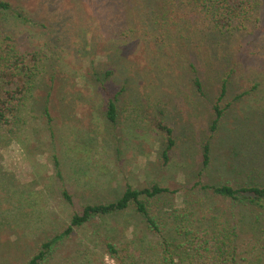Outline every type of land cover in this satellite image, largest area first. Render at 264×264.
Returning a JSON list of instances; mask_svg holds the SVG:
<instances>
[{"label": "rangeland", "instance_id": "obj_1", "mask_svg": "<svg viewBox=\"0 0 264 264\" xmlns=\"http://www.w3.org/2000/svg\"><path fill=\"white\" fill-rule=\"evenodd\" d=\"M10 1L26 9L27 20L8 14L6 30L22 49L41 51L46 83L50 84L51 75L57 78L48 103L52 121L41 110L45 90L39 88L37 103L24 110L29 122L20 125V132L0 128V264H23L42 241L65 227L73 210L117 197L128 183L179 189L154 200L166 221L167 240H183L178 228L186 222L177 218L182 212H189L195 225L211 230L217 226L215 219L222 217L239 226L240 256L248 264H264V209L203 188L264 183V57L231 53L235 71L226 98L256 87L211 130L212 105L221 84L218 66L206 53H198L197 70L206 88L201 97L188 78L189 72L193 74L186 70L189 62L181 61L186 81L176 85L182 72L175 52L197 53L195 44L181 38L166 39L161 45L154 41L156 35H188L191 20L182 24L177 13L169 11L171 18L159 25L143 22L146 0ZM162 1L166 9L174 6L171 0ZM121 32L126 40L118 35ZM113 46L127 53V68L149 73L140 77L137 87L151 105L150 114L143 115L128 92L121 97L120 122L115 127L105 120L102 106L122 86L126 65L117 70L110 65L107 54ZM109 68L114 74L106 81V91L96 80L105 81ZM156 117L175 128L176 145L168 165L163 164L161 147L166 136L156 128ZM206 140L211 146L207 167L202 163ZM64 185L73 191L75 205L63 198ZM111 238L123 254L126 249L135 259L141 253L144 264L156 260V246L162 240L147 233L142 217L128 210L86 224L53 250L48 264H120L106 252Z\"/></svg>", "mask_w": 264, "mask_h": 264}, {"label": "trees", "instance_id": "obj_2", "mask_svg": "<svg viewBox=\"0 0 264 264\" xmlns=\"http://www.w3.org/2000/svg\"><path fill=\"white\" fill-rule=\"evenodd\" d=\"M171 1L169 4L174 6L166 9L162 0H146V5H142V7H146L147 14L144 17L142 16L141 19L143 22L146 20L147 23L153 20L154 25L156 23L159 25L162 21H168L171 18L169 16L170 11V15L177 13L179 22H182V24H187L186 22L191 20L189 27L186 28L190 31L188 35L167 38L162 37L163 35H156L154 41L156 45H161L166 39L181 38L184 41L191 40L195 44L198 49L197 53L191 52L189 55L190 50L175 52V57L179 59L176 63L179 64V70L182 74L177 77L178 80L174 79V83L177 80L176 85L182 84L186 81L183 80L186 78V70H192L191 73L193 74L190 75L189 72L190 77L188 78H191L195 94L201 97L206 95V88L197 70L198 58L201 61V56L198 53L202 52L204 55L206 53L211 63L216 64V67L218 66L216 72L221 84L219 94L212 105L214 117L210 126L211 130H216L227 110L245 98L256 87L253 85L250 89L238 92L231 99L226 98L229 91V80L232 72L235 71L231 53L248 54L249 59L251 57H264V0ZM25 10L20 9L18 4H14L10 0H0V128L2 130L7 129L11 134H17L20 132V125L29 122L24 110L28 107V104L37 103L36 91L39 88L45 90L44 96L41 97L44 100L41 110L43 114L48 116L49 121H52L48 103L52 99V91L55 88L53 83L57 78V75H51L50 84L46 83L43 78L44 68L41 51L22 49L15 35L6 30L5 20L8 14L26 21ZM163 23H165L164 25L168 24V22ZM118 35L123 40L127 38L125 32ZM92 43L91 40L89 44L92 45ZM104 48L108 49L107 47ZM108 53L110 65L114 66L116 70L118 67L122 69L120 67L122 64L130 66L126 57L127 53L124 54L122 49L113 46L111 51L108 50ZM181 61L189 62L186 70ZM127 65L125 69H122L125 71L122 86L113 94L110 93L102 106L105 112V120L114 127L120 122L121 97H124L128 92L132 94V102L138 110L143 115L150 114L148 111L151 107L150 98H145L142 94L144 92L141 93L137 87V84L140 86V77L145 74L149 75V73L140 72L139 70H136L135 73L132 67L127 68ZM160 67L165 73L164 69L166 68ZM113 74L114 69L109 68L104 74L105 81L101 77H97L96 81L102 84V89L107 91L106 81ZM163 114L161 112V115ZM154 123L159 131L165 133L166 138L162 143L163 145H161L162 159L163 164L168 165L176 145L175 128L164 118L156 117ZM259 150L261 151V149ZM210 152V141L206 140L202 150V163L205 167L210 164ZM58 165L59 162L56 159L55 167L58 168ZM63 188V198L75 205L76 200L73 191L65 185ZM203 188L212 190L216 195L231 201L238 200L264 209V183L249 182L241 186L225 183L203 185ZM178 191V188L171 189L157 183L143 188L128 183L122 194L117 197L84 203L80 209L72 211L69 222L65 227L42 241L23 264H48L53 250L86 224L98 217L103 218L128 210H134L142 217L147 233L162 238L156 246L158 249L156 260L152 264H248L246 257L240 256L238 251L236 239L239 226L236 221L217 217L215 219L217 226L211 230L209 227L195 225L194 220L188 219L190 213L182 212L177 215V218L182 222H186L184 228H178L183 240L175 243L165 238L166 221L155 209L154 200L161 195ZM106 252L120 264H144L141 253L135 259L128 254L126 249L123 254L118 242L113 241L112 238L106 243Z\"/></svg>", "mask_w": 264, "mask_h": 264}]
</instances>
